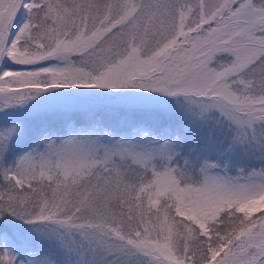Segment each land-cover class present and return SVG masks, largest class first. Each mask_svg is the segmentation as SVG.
<instances>
[{
  "label": "snow or ice",
  "instance_id": "snow-or-ice-1",
  "mask_svg": "<svg viewBox=\"0 0 264 264\" xmlns=\"http://www.w3.org/2000/svg\"><path fill=\"white\" fill-rule=\"evenodd\" d=\"M0 264H264V0H0Z\"/></svg>",
  "mask_w": 264,
  "mask_h": 264
},
{
  "label": "rangeland",
  "instance_id": "rangeland-1",
  "mask_svg": "<svg viewBox=\"0 0 264 264\" xmlns=\"http://www.w3.org/2000/svg\"><path fill=\"white\" fill-rule=\"evenodd\" d=\"M22 67V66H21Z\"/></svg>",
  "mask_w": 264,
  "mask_h": 264
}]
</instances>
